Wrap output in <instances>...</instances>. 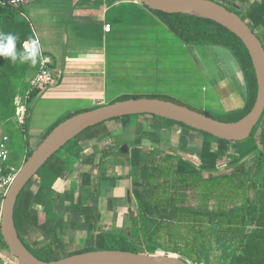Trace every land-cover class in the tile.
<instances>
[{
	"label": "crops",
	"instance_id": "crops-1",
	"mask_svg": "<svg viewBox=\"0 0 264 264\" xmlns=\"http://www.w3.org/2000/svg\"><path fill=\"white\" fill-rule=\"evenodd\" d=\"M28 4L29 13L28 16L24 13L25 18L36 34L44 56L51 62V67L62 74L58 84L50 87L46 93L52 94V100L67 96L64 101L79 100V103H91L95 107L104 105L109 56H112L113 50L118 53L119 50H140L137 44L146 37V31L142 28L144 22L140 21L146 17V10L139 0H30ZM127 6H131L133 11L129 21L130 28L125 30L121 20H126L124 11ZM115 11L118 13L117 19H113L114 14H117ZM106 24L112 26L110 32L105 31ZM189 46V50H195L194 47L204 49V46L185 47ZM236 100L238 101H221L227 111L244 108L247 101L245 84L239 90ZM136 126H141L136 133L141 130V134H155L158 137L157 142L144 137L142 147L145 154L154 152L157 158H168L174 162L182 158L193 172L201 171L205 178L230 175L249 157L253 163L258 148L252 140L243 148L229 144L226 155L221 157L218 154V142L209 140L203 132L201 133L204 135L197 130L143 117ZM129 128L127 121H121L93 128L92 131L89 130L91 132L82 134L77 137L79 142L75 151L55 158V162L65 169L66 176L59 178L49 170L44 180L35 181L29 188L33 197L31 208L38 215L41 225V228L31 231V234L43 235L45 238L51 236L55 249L53 259L64 258L69 253L78 251V246L73 245L72 241L66 244L67 233L75 236L74 238L86 236L88 245H98L104 244L106 232L124 234V231L128 232V226L129 230L133 228L134 216L139 212L133 184V168L138 159L131 153L135 149L136 138H131L132 132L123 138L131 140L130 144H126L127 151L123 152L126 154L130 151L129 155L118 153L122 152L119 147L123 143L118 145L119 141H115V134ZM37 135L34 137V144L29 143L31 148L39 145L40 136ZM110 145L113 154L103 158V150ZM85 175L90 176L89 185L83 184ZM47 181L49 185H46ZM263 193V185L257 182L255 190L247 193L245 201L235 202V211L244 212V223L234 224L232 243L226 244L228 241L225 242V239L229 240L231 235L225 234L223 243L210 251L208 259L202 256L200 260H207L211 264H231L233 260H242L243 264H264V204L260 202ZM188 195L187 206L190 210L204 213L215 207V201H208L202 194ZM67 197L69 198L66 199ZM77 198H81L83 205H94L99 221L93 233L88 224L72 210ZM230 208L233 206L228 211ZM246 209L251 213L247 214ZM227 229L229 226H217V231L224 232ZM249 238L258 254L256 259L247 258ZM42 240L29 242L34 244ZM66 245L76 248L66 256H60V252L68 247ZM158 251L176 254L164 252L160 248ZM9 261V264H16V260Z\"/></svg>",
	"mask_w": 264,
	"mask_h": 264
},
{
	"label": "trees",
	"instance_id": "trees-1",
	"mask_svg": "<svg viewBox=\"0 0 264 264\" xmlns=\"http://www.w3.org/2000/svg\"><path fill=\"white\" fill-rule=\"evenodd\" d=\"M9 1L0 0V33L17 35L19 39L16 41V49L18 52L24 51L25 43H31L35 39V34L29 21L23 16L21 7H13L8 4ZM223 1L227 5L235 2L240 4V13H238L234 7L230 5L228 7L219 3L240 15L264 45V0ZM141 5L151 15H155V17L163 20L167 28L183 44L215 46L229 50L232 53L241 68L247 92V101L244 108L233 111V113L240 114V117L235 121L246 116L253 108L256 100L257 82L252 60L241 40L228 29L211 20L184 14H165L151 10L142 3ZM149 13L146 12L145 14ZM39 69L40 59L33 66L30 62L21 64L17 61L16 63H12L10 59L0 56V127H7L9 123L17 118L16 99L18 97L22 98V100L30 101L39 95L38 91H33L30 93L29 98H27L30 90V80L36 76ZM131 98L139 97H127L123 100ZM84 111L77 112L74 115ZM146 116L160 120L163 119L151 115ZM208 116L211 117L210 115ZM169 122L180 124L173 121ZM58 124L52 127L43 139ZM180 125L195 130L186 125ZM205 135L214 138L211 135ZM144 137L155 142L158 141V137L155 134H140L134 141L135 149L131 153L138 160L136 166L133 168V184L139 204V212L134 216L133 228L129 232L131 236L129 234L106 232L103 237L104 244L118 242L121 245L120 248H108V250L133 252L127 246L134 243L135 245L146 246L147 248L151 247L154 253L150 255H166L158 251L160 248L164 252L176 253L188 259L192 264H211L207 260L202 261L203 259H200L202 256L208 259L210 251L214 250L215 247L218 248V245L223 243L225 234L231 235L229 240L228 238L225 239V242L228 241L226 244L232 243L234 239L233 233L235 232L233 228L234 224L242 225L244 223V212L242 210L235 211V202L245 201L247 193L250 190H255L257 182H261L264 187V113L251 135V140L255 141L258 147L254 154L253 163H251L252 161L249 157L247 158L248 160L243 161L240 168L226 176H210L209 178H205L202 176L201 171L193 172L191 167L182 158H178L177 162H174L168 158L159 159L154 152L145 154L142 147ZM214 139L218 142L219 156H225L228 145L231 142L217 138ZM33 151L34 149L29 146L24 162L31 156ZM113 152L110 145L109 148L103 150L102 157L111 155ZM118 153L129 155L130 151L126 154L121 151H118ZM45 166H48V169L59 178L66 176L65 169L55 162V156ZM16 170L18 171L19 168H16ZM83 179L84 185L90 184V176L85 175ZM25 188L21 192L14 210V221L17 232L24 245L36 257L45 261L54 260L52 257L55 255V249L52 246L53 241H51V236H47L42 241H36L34 244L29 242L28 238L32 233L31 231L41 228V225L38 215L31 208L32 194L29 192V189L26 190ZM188 193L190 195L198 193L200 196L202 194L208 201H215V207L213 210L204 213L195 209L190 210L191 208L187 206ZM25 197H27L26 201ZM262 197L263 199L260 202L264 204V193ZM232 206L233 208H230L228 211L229 207ZM72 210L74 214L81 217L88 224L90 231L93 233L99 221L94 205H83L81 198H77V201L73 203ZM246 211L247 214L251 213L248 209ZM219 225L229 226V229L223 230L224 232L222 230L217 231V226ZM133 237L140 240V242L136 243L133 241ZM0 245L8 250L1 233ZM29 245L36 250V253L29 248ZM247 248V258H258L255 246L251 243V238L248 239ZM88 251L91 250L75 251L69 253L67 256ZM241 261L235 262L233 260L231 264H243Z\"/></svg>",
	"mask_w": 264,
	"mask_h": 264
},
{
	"label": "rangeland",
	"instance_id": "rangeland-1",
	"mask_svg": "<svg viewBox=\"0 0 264 264\" xmlns=\"http://www.w3.org/2000/svg\"><path fill=\"white\" fill-rule=\"evenodd\" d=\"M215 1L228 7L230 5L235 8V11L240 13L241 7L238 2L227 5L223 0ZM126 8L124 11L126 20L122 19L121 21L125 30H128L133 8L131 6ZM28 9L29 4L21 7L24 17L25 14L28 16ZM145 10L149 13L147 9ZM119 16L121 15L119 14ZM117 18L118 13L113 16V19ZM141 18L139 17V19ZM143 19L140 21L144 22L142 28L146 31V37L137 44L140 50H119V53L117 50H113L112 56H109L107 64V95L104 105L122 101L127 97L165 99L192 110L206 113L222 122H235L240 117V114L227 111L221 101L222 99L226 102L232 99L238 101L236 100L237 94L241 88H244L245 84L241 68L232 53L229 50L215 46H204L203 50L194 47L195 50H189L190 46L185 47L186 45L167 28L163 20L151 15V13L147 14ZM243 94L245 95L244 91ZM64 97L67 96H61L60 100H52L54 97L50 92H40L39 95L30 101L23 100L22 103L25 107L24 116L17 117L5 128L0 127V140L3 135L9 137L8 148L10 155L7 163L9 166L19 169L22 167L29 143L34 144L36 139L34 137L37 134L38 137L40 136L41 142L43 137L56 124L72 117L77 112L88 111L95 107L91 103H79V100L74 102L64 101ZM141 117L160 120L146 115H135L126 119L111 120L93 128H101L107 124L127 121L130 128L115 134V141H119L118 145L123 143L119 147L121 150L124 145L131 143V140L123 139L124 136L126 138L132 132L131 138L135 139L138 137L136 134H141V130L138 133L135 132L141 128V126H136L140 122ZM162 121L183 127L168 120L162 119ZM89 130L84 132L83 135L92 131ZM207 138L215 140L209 136ZM250 140L251 137L245 141L231 142L230 144L243 148L250 143ZM78 142L79 138L73 139L55 155V158L63 157L65 154L75 151ZM36 147L37 145L33 149ZM47 171H49L48 166L42 168L25 189L28 190L37 180H44ZM46 185H49V181H47ZM26 199L27 197H25V201ZM129 228L130 226L126 228V231L131 236ZM78 233L81 234L80 232ZM127 233L124 231V234ZM69 235V233L66 234V244L72 241L73 245L78 246V251H104L108 250V248L117 249L121 247L118 242L88 245L86 236L74 238L75 236ZM41 237L45 238L43 235L30 234L28 239L31 242L36 239L42 240ZM132 240L136 243L140 242L134 237ZM66 246L68 247L60 252V256H66L68 252L76 248L69 245ZM127 247L135 253H154L151 247L147 248L134 243ZM29 248L36 253L32 246L29 245ZM11 259L15 261L9 250L0 247V264H9Z\"/></svg>",
	"mask_w": 264,
	"mask_h": 264
},
{
	"label": "water",
	"instance_id": "water-1",
	"mask_svg": "<svg viewBox=\"0 0 264 264\" xmlns=\"http://www.w3.org/2000/svg\"><path fill=\"white\" fill-rule=\"evenodd\" d=\"M151 10L184 14L211 20L237 36L246 47L255 71L257 95L251 111L235 122H222L188 107L155 98H131L73 115L58 124L23 163L5 194L0 209V233L16 264H192L176 254L150 255L121 250L88 251L45 261L36 257L21 241L14 221L17 200L35 175L69 142L105 122L151 115L177 122L220 140L242 142L249 139L264 113V45L237 13L213 0H139ZM124 145L122 152L127 151Z\"/></svg>",
	"mask_w": 264,
	"mask_h": 264
},
{
	"label": "built area",
	"instance_id": "built-area-1",
	"mask_svg": "<svg viewBox=\"0 0 264 264\" xmlns=\"http://www.w3.org/2000/svg\"><path fill=\"white\" fill-rule=\"evenodd\" d=\"M30 0H10L9 5L13 7H22L29 3ZM4 4V3H2ZM112 26L106 24L105 31L110 32ZM35 34V33H34ZM35 39L37 36L35 34ZM30 44V43H29ZM62 74L59 71L54 70L51 67V62L44 56L41 50L40 57V69L36 76L30 80V90L27 94L29 98L30 93L33 91L43 92L48 90L50 87L58 84L61 80ZM22 98L18 97L16 99L17 105V117H22L25 115V107L23 106ZM9 137L3 135L0 140V201H3L5 194L13 184L18 171L13 166H9L7 163L9 161V148H8Z\"/></svg>",
	"mask_w": 264,
	"mask_h": 264
},
{
	"label": "clouds",
	"instance_id": "clouds-1",
	"mask_svg": "<svg viewBox=\"0 0 264 264\" xmlns=\"http://www.w3.org/2000/svg\"><path fill=\"white\" fill-rule=\"evenodd\" d=\"M19 39L17 35L12 33H0V56L10 59L12 63L19 61L21 64L30 62L36 65L41 57V45L36 39L31 43H25L24 51H17L16 41Z\"/></svg>",
	"mask_w": 264,
	"mask_h": 264
}]
</instances>
